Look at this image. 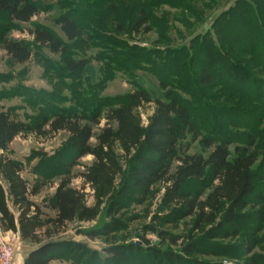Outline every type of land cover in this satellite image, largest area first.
<instances>
[{
    "label": "trees",
    "instance_id": "obj_1",
    "mask_svg": "<svg viewBox=\"0 0 264 264\" xmlns=\"http://www.w3.org/2000/svg\"><path fill=\"white\" fill-rule=\"evenodd\" d=\"M158 1L134 6L129 23L130 36L138 37L150 32L146 7L165 4L176 8L185 0H167L160 4ZM38 13L37 7L27 0H0V17L7 22L28 24ZM53 25L59 29L63 39L48 28L35 26L26 31L32 38V45L45 47L52 54L59 55L70 78L80 76L87 67V61L70 57L68 44L82 37V28L70 15L56 18ZM236 31L240 33L239 37L234 36ZM212 32L214 38H207L205 46L199 47L201 58L196 59L199 65L197 77L193 79V75L188 74L186 82L194 80L204 89L217 84L222 92L239 96L238 102L233 104L236 109H232L245 110L251 105L253 109L249 108V114L258 116L255 117L256 126L264 124V102L256 92L251 91L249 95L244 90H237L236 85L237 81L242 87L252 84L251 74L239 62L250 65L264 77V0L236 1L215 19ZM2 44L14 63L22 65L30 61L32 52L26 43L5 40ZM179 57L180 70L185 71L187 62L184 55ZM205 58L207 65L203 63ZM214 60L223 63L222 66H229L230 82L216 80L212 71L218 69L211 66ZM161 86L165 92L163 100L153 99L142 90L126 94L121 103L107 108L102 127H99L100 113L89 115L60 110L28 124L0 107V232L17 234L22 242L35 246L27 253L23 264H51L64 258L79 259L89 255L91 252L84 244L53 241L51 235L60 233L75 222H96L101 215L109 222L85 236L91 240H106L108 245L103 252L113 262H124L144 253L153 258L155 264H183L182 258L185 257H228L231 254L213 255V250L222 248L216 242L232 241L240 236L237 223L244 211L248 208L256 210V205L259 206L256 216L261 224L264 223V198L257 192L253 181V167L260 157L256 142L258 132L248 128L250 131L245 129L246 134L229 133L223 129L220 118L208 116L210 107H205L206 114L205 111L198 114L178 96L166 91L164 85ZM146 106H152V111L147 126L143 127L140 111ZM207 118H211L215 127L203 137L198 134L196 120L209 126L212 121ZM224 124L227 128H239L230 121ZM60 132L67 134L72 156L49 204L54 216L47 217L32 201L43 185H28L22 177L23 165L10 158L9 146L19 136L46 139ZM187 135H191L193 140L199 138L200 145L208 152L206 156L189 153L188 146L183 144ZM86 157L91 158L90 164L83 165L80 172L72 175L76 162ZM120 157L127 160L126 170ZM205 177L208 178V192L185 189L188 183L200 182ZM118 178L122 180L121 186L116 198L110 200ZM72 179L80 181V188L71 186ZM157 186L162 188L160 209L166 211V215L152 219V222L157 221L163 229L156 230L146 225L142 231L155 235L158 246L151 245L144 236L140 237L139 246L118 245L116 234L123 228L117 219L121 204L134 200L143 203ZM251 198L256 204L250 201ZM88 199L92 200L90 206ZM222 206L224 211L219 219ZM187 219L190 220L188 235H174L172 231ZM43 226L52 228V231L41 235L39 232ZM207 227L210 229L204 232ZM179 244L180 254L160 250L162 246L177 247ZM244 247L249 255L254 248L252 236L245 238Z\"/></svg>",
    "mask_w": 264,
    "mask_h": 264
},
{
    "label": "rangeland",
    "instance_id": "obj_2",
    "mask_svg": "<svg viewBox=\"0 0 264 264\" xmlns=\"http://www.w3.org/2000/svg\"><path fill=\"white\" fill-rule=\"evenodd\" d=\"M27 1L39 11L30 23H10L0 17V107L2 109L28 124H33L42 116L60 110H73L89 115L100 113L99 127H102L103 114L107 108L121 103L126 94L142 90L153 99L163 100L165 92L161 85H164L166 91L178 96L198 114L204 111L206 114L205 107L212 108H209L208 116L224 120L225 122L221 120L219 122L224 126L222 128L225 131L242 135L248 133L245 129L252 128L258 132L256 142L260 157L253 167V181L257 192L264 198V124L256 126L258 116L249 114L253 106L248 105L245 110H234L233 104L238 102L239 96L222 92L215 83L212 87L204 89L194 80L186 82L188 74L193 75V79L198 75L199 65L196 64V59L201 58L199 47L205 46L207 38H214L212 27L215 19L238 0H185L176 8L160 4L167 0H159L160 5L146 7L150 32L138 37L129 35V23L133 18L132 9L138 4L148 5L152 0ZM62 15L72 16L82 28V37L68 44L70 57L87 61L85 71L75 78H70L65 72L59 55L52 54L45 47L33 46L32 38L26 32L35 26H41L50 29L63 39L59 29L53 25V21ZM233 34L239 37L240 33L236 31ZM5 40L26 43L32 52L30 61L22 65L11 61L3 49L2 43ZM245 42L250 44L247 39ZM181 55H184L187 62L185 71L180 70ZM203 63L207 65L206 58ZM212 63L211 66L218 69L212 71L216 80L230 82L232 75L228 73L229 66L227 64L222 66L223 63L220 64L219 60H214ZM239 64L251 74L252 84L242 87L241 82L237 81V90H244L249 95L254 91L264 102L262 97L264 77L257 74L250 65H245L243 62ZM151 111L152 106H146L140 111L143 127L147 126ZM207 119L211 120V118ZM229 121L239 128H227L224 123ZM211 124L208 126L196 120L198 134L203 137L209 134L210 129L215 127L213 121ZM93 131L96 133L97 129L94 128ZM183 144L188 146L190 154L206 156L208 153L200 145L199 138L193 140L191 135L185 137ZM9 152L11 159L23 165L22 177L30 187L43 185L32 201L47 217H53L54 213L49 210V204L62 178L64 167L72 156L67 143V134L60 132L46 139H38L31 135L19 136L10 144ZM90 162V157L76 162L71 174L80 172L81 167ZM120 162L126 170L127 160L120 157ZM121 182L120 178L116 180L110 200L116 198L115 194ZM71 186L80 188V181L72 179ZM185 189L190 192L206 193L208 178L205 177L200 182H190ZM161 195L162 188L157 186L143 203L134 200L121 204V212L117 219L122 223L123 228L116 234L118 245L139 246L140 237L144 236L151 245L158 246L157 237L153 234H145L142 228L151 225L156 230L163 229L157 221L152 222V219L163 218L166 215V211L160 209ZM250 201L256 204L253 198ZM87 203L89 206L92 205V200L88 199ZM258 209L257 205L256 210L248 208L238 217L237 227L241 230V234L236 240L216 242L222 248L217 251L214 249L213 255L229 253L231 256H199L193 259L185 257L182 258L183 264H264V223L258 221L256 216ZM223 211L224 206L221 207L219 219ZM105 222L109 220H105L101 215L96 222L86 224L75 222L60 233L52 234L53 241L82 243L91 253L79 259L64 258L51 264H155L154 259L145 253L129 257L124 262H113L112 258L103 252L108 245L106 240L103 238L91 240L85 236L89 231L99 230ZM189 222V219L181 222L177 230L172 233L186 237L189 232ZM209 229V227L205 228L204 232ZM46 231H52V228L43 226L39 233L43 235ZM249 236L254 239V248L247 255L244 243L245 238ZM34 247L22 242L17 234L0 232V260L5 261L9 254H13L8 264H23L27 253ZM160 250H170L180 254L181 246L166 245Z\"/></svg>",
    "mask_w": 264,
    "mask_h": 264
},
{
    "label": "built area",
    "instance_id": "obj_3",
    "mask_svg": "<svg viewBox=\"0 0 264 264\" xmlns=\"http://www.w3.org/2000/svg\"><path fill=\"white\" fill-rule=\"evenodd\" d=\"M8 258H7V260H0V264H8L9 263V261L10 260H12V258H13V254H9L8 256H7Z\"/></svg>",
    "mask_w": 264,
    "mask_h": 264
}]
</instances>
